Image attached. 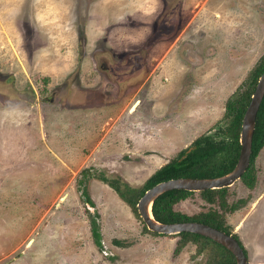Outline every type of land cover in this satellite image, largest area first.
Segmentation results:
<instances>
[{
  "label": "rangeland",
  "instance_id": "1",
  "mask_svg": "<svg viewBox=\"0 0 264 264\" xmlns=\"http://www.w3.org/2000/svg\"><path fill=\"white\" fill-rule=\"evenodd\" d=\"M90 1L0 0V264H205L217 248L176 252L118 191L219 128L264 55V0ZM254 167L224 213L248 264L264 263V147Z\"/></svg>",
  "mask_w": 264,
  "mask_h": 264
},
{
  "label": "trees",
  "instance_id": "2",
  "mask_svg": "<svg viewBox=\"0 0 264 264\" xmlns=\"http://www.w3.org/2000/svg\"><path fill=\"white\" fill-rule=\"evenodd\" d=\"M263 72L264 55L255 65L253 72L249 74L248 81L227 98L225 103V116L222 124L214 133H205L196 137L189 146L180 150L174 158L163 164L148 176L140 187L127 188L124 191H118L119 197L129 204L136 212V204L139 198L148 188L158 182L179 177H217L231 171L239 156V133L242 118L255 90L257 81ZM263 147L264 97L256 115L249 165L240 178L244 185L249 189H252L256 184V170L254 164L255 159ZM78 186V190L84 198V201L90 203V197L83 175H81L78 180ZM110 186L114 187V185ZM227 189L228 187L198 191L200 196L210 205V207L206 211H200L193 215L176 210L175 205L181 200L186 199L188 196H191L195 191L182 189L168 190L154 199L151 206L153 218L161 223L196 221L208 224L226 232L227 234H231L239 242L245 256L247 257L239 237L230 231V227L225 223L224 219V213L232 212L237 209V202L243 200H237L228 205ZM89 222L93 241L98 249L101 250L102 245L99 238L100 230L94 218ZM144 229L151 234L165 236V234H159L148 230L146 226H144ZM169 236L178 237L175 248L176 252L180 251V249L188 242L195 244L198 253L202 252L205 246L210 244L217 248L218 253H211L206 259L205 264H236L234 256L229 250L208 237L190 232H180ZM115 243L117 242L115 241Z\"/></svg>",
  "mask_w": 264,
  "mask_h": 264
},
{
  "label": "water",
  "instance_id": "3",
  "mask_svg": "<svg viewBox=\"0 0 264 264\" xmlns=\"http://www.w3.org/2000/svg\"><path fill=\"white\" fill-rule=\"evenodd\" d=\"M264 97V72L260 75L250 102L244 112L241 129L239 133L240 151L237 162L228 173L209 178L179 177L161 181L148 188L137 201L136 207L139 217L144 226L150 231L171 235L180 232H190L200 234L221 244L234 256L236 264H247L245 256L239 242L226 232L196 221L161 223L153 218L151 206L156 197L173 189L188 191H202L207 189H219L231 186L241 178L246 171L251 155L252 137L255 128L256 115ZM137 103V102H136ZM210 134V133H208ZM64 196L61 197V200ZM88 208L89 205L87 204Z\"/></svg>",
  "mask_w": 264,
  "mask_h": 264
},
{
  "label": "crops",
  "instance_id": "4",
  "mask_svg": "<svg viewBox=\"0 0 264 264\" xmlns=\"http://www.w3.org/2000/svg\"><path fill=\"white\" fill-rule=\"evenodd\" d=\"M96 1H98V0H93L92 1V3H95ZM100 1V0H99ZM102 1V0H101ZM112 1V0H111ZM104 3H109L107 0H105V2ZM261 247V246H260ZM261 250H262V248H261ZM261 254V253H260ZM263 263V261H261L260 263L259 262H255L254 264H262ZM248 264V263H247ZM264 264V263H263Z\"/></svg>",
  "mask_w": 264,
  "mask_h": 264
},
{
  "label": "flooded vegetation",
  "instance_id": "5",
  "mask_svg": "<svg viewBox=\"0 0 264 264\" xmlns=\"http://www.w3.org/2000/svg\"><path fill=\"white\" fill-rule=\"evenodd\" d=\"M92 1H93V0H91V1L89 2V4H91ZM138 104H139V101H137V103H135L133 107H135V106L137 107ZM132 111H134V110H132Z\"/></svg>",
  "mask_w": 264,
  "mask_h": 264
},
{
  "label": "bare ground",
  "instance_id": "6",
  "mask_svg": "<svg viewBox=\"0 0 264 264\" xmlns=\"http://www.w3.org/2000/svg\"><path fill=\"white\" fill-rule=\"evenodd\" d=\"M136 106L133 108V110H135Z\"/></svg>",
  "mask_w": 264,
  "mask_h": 264
}]
</instances>
